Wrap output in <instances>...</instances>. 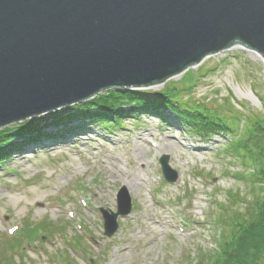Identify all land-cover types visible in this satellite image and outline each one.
<instances>
[{"label": "rangeland", "instance_id": "obj_1", "mask_svg": "<svg viewBox=\"0 0 264 264\" xmlns=\"http://www.w3.org/2000/svg\"><path fill=\"white\" fill-rule=\"evenodd\" d=\"M244 49L236 46L207 57L166 84L193 86L190 100L210 109L228 103L233 113L264 115V62ZM166 84L139 91L164 98ZM93 99L24 121L46 124L50 116L65 112L66 125L46 131L72 133L67 139L34 144L33 136L22 139L8 133L6 149L14 147L9 156H0V263L196 264L216 244L221 205L234 201L229 193L251 197L248 184L232 175L239 169L223 153L233 135L196 134L186 126L178 103L140 108L155 114H116L124 120L114 126L72 118L79 105ZM159 113L171 124L159 122ZM161 143L171 146L161 150ZM163 156H169L179 175L175 183L163 177ZM119 176L138 184L128 188ZM123 189L131 199V212L118 218L119 228L109 238L103 211L117 213ZM154 218L160 225L151 224ZM43 221L52 232L40 228L32 230L30 239H19L26 224L38 227Z\"/></svg>", "mask_w": 264, "mask_h": 264}, {"label": "water", "instance_id": "obj_2", "mask_svg": "<svg viewBox=\"0 0 264 264\" xmlns=\"http://www.w3.org/2000/svg\"><path fill=\"white\" fill-rule=\"evenodd\" d=\"M236 46L264 60V0H0V129L166 84ZM160 164L175 183L169 156ZM131 208L123 189L103 211L107 237Z\"/></svg>", "mask_w": 264, "mask_h": 264}, {"label": "trees", "instance_id": "obj_3", "mask_svg": "<svg viewBox=\"0 0 264 264\" xmlns=\"http://www.w3.org/2000/svg\"><path fill=\"white\" fill-rule=\"evenodd\" d=\"M192 87L177 88L175 85L166 84L164 98L142 91L129 93L109 90L89 103L79 105L77 113L72 115V118L84 117L100 125L110 126L114 125L112 122L116 123L115 117L122 118L116 114L126 115L134 113L133 111L145 113L148 109L143 110L140 109L141 107L145 108L154 104L161 107L163 103H178L185 111L183 113L188 122L186 126L196 134L203 133L208 136L216 132H221L223 135L232 134L233 140L226 144L223 153L232 161L231 166L239 169L232 175L237 181L248 184L251 197L248 198L238 192L229 193V199L233 198L234 201L226 202L225 206L221 205L224 213L215 221L219 228L215 239L216 244H213L214 247L206 253L202 252L196 264H264V115L253 112L244 114L238 110L233 113L228 103L218 105L216 110L210 109L206 105L190 100L193 97L188 92ZM148 100L155 102L144 104ZM140 104L144 105L138 106ZM262 105L264 107V103ZM125 106H129L130 109L123 110ZM92 108L98 109V112L91 113ZM62 113L64 114L50 116L46 124L45 122L40 124V121L35 123L29 121L0 130V156L5 153L6 156L9 155L8 150L14 147L10 145L9 149H6V144L10 141L8 133H13V137L22 136V139L33 136L30 140L34 141L32 142L34 144L38 141L61 137L62 132L49 133L46 128L65 126L68 115L66 116L65 112ZM145 114L155 113L148 111ZM158 115L161 116L162 123L171 124L163 113ZM141 116L142 113L137 114L138 119ZM117 122L120 124L121 121L117 120ZM40 228L52 232L43 221L38 227L26 224L18 237L21 240L24 237L30 239L32 230Z\"/></svg>", "mask_w": 264, "mask_h": 264}, {"label": "bare ground", "instance_id": "obj_4", "mask_svg": "<svg viewBox=\"0 0 264 264\" xmlns=\"http://www.w3.org/2000/svg\"><path fill=\"white\" fill-rule=\"evenodd\" d=\"M233 48H235V47H233ZM244 49V48H243ZM244 50H246L254 59H256V60H260V61H262V62H264L263 61V59L261 58V56L258 54V53H256V52H253V51H251V50H248V49H244ZM242 96V95H241ZM251 98V97H250ZM224 136V135H223ZM171 145H167L166 143H164V144H160V148H161V150H167L169 147H170ZM167 147V148H166ZM112 169V168H111ZM112 171V170H111ZM112 173H114V174H117L118 173V171L117 172H114V171H112ZM119 178L125 183V185L128 187V188H131L133 185H137L138 184V182L136 181V180H131L130 178H128L127 180H124L123 178H121L120 176H119ZM150 221H151V224L153 225V224H156V225H160V221H159V219H156V218H154V219H150ZM148 229H151L150 227H147V229L146 230H148ZM115 263H116V261H115Z\"/></svg>", "mask_w": 264, "mask_h": 264}]
</instances>
